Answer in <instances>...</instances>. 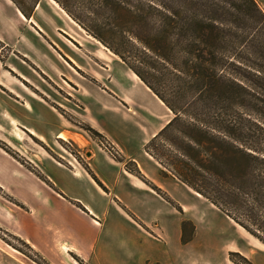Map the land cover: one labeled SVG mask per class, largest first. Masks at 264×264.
<instances>
[{"label":"crops","instance_id":"obj_1","mask_svg":"<svg viewBox=\"0 0 264 264\" xmlns=\"http://www.w3.org/2000/svg\"><path fill=\"white\" fill-rule=\"evenodd\" d=\"M0 41L9 50L0 58V91L8 96H0V115L9 129L52 146L78 142L73 129L85 122L123 158L96 143L85 165L35 154L28 166L0 146V226L47 264H183V223L192 218L176 214L171 233L160 229L152 202L163 195L152 185L170 196L172 185L184 183L163 175L146 149L147 163L136 158L127 139L140 125L146 145L172 119L171 109L55 0H40L28 17L0 0ZM131 160L149 182L127 169ZM210 204L248 243L232 249L264 264V243ZM27 258L0 236V264H31Z\"/></svg>","mask_w":264,"mask_h":264},{"label":"trees","instance_id":"obj_2","mask_svg":"<svg viewBox=\"0 0 264 264\" xmlns=\"http://www.w3.org/2000/svg\"><path fill=\"white\" fill-rule=\"evenodd\" d=\"M12 1L28 17L40 0ZM56 1L173 112L145 145L163 175L179 179L264 243V125L251 118L245 100L264 101V92L259 97L258 90L230 71L251 67L256 87L264 91V9L259 2ZM252 55L263 62H251ZM83 126L106 138L91 125ZM106 143L102 145L122 161L115 146ZM126 166L149 182L135 161Z\"/></svg>","mask_w":264,"mask_h":264},{"label":"rangeland","instance_id":"obj_3","mask_svg":"<svg viewBox=\"0 0 264 264\" xmlns=\"http://www.w3.org/2000/svg\"><path fill=\"white\" fill-rule=\"evenodd\" d=\"M258 1L264 9V4L260 0ZM27 2L29 3V0ZM71 6L74 12L80 13V11L75 10L77 5L75 6V4L72 3ZM83 20L88 23L86 17H83ZM87 25L92 26V23H88ZM81 27L85 30L87 35L94 37L83 26ZM3 45L4 44L0 41L1 59H5L9 56L8 48H5ZM111 52L114 53L113 51ZM250 61L255 63L263 62L261 58H258L255 55L250 56ZM245 70L239 69L238 67H231L230 69V71L233 72L232 74L238 75L240 82L244 83L247 87L252 89V91L258 90L256 93L259 97H262L264 91L261 90V87H259L260 89L256 87L258 86L257 80H255L250 73L253 72V70L251 67H246ZM242 94H244L243 91ZM2 95L5 96L6 100L8 99V96L0 91V96ZM245 100H247V112L251 115V118L264 125V101L260 102L256 99L252 101L249 96H247ZM65 101L72 104L69 100L65 99ZM1 118L3 120V122L1 121L3 127L0 126V146L28 166H30L28 157L35 158V154H49L55 159L63 161L64 159L60 156L61 154L72 161L75 158V161L85 165L87 153L91 152V150L97 146L96 143H100L101 145L107 144L105 139L97 138L93 133L87 130L85 126H83L85 122H81V124L77 121V126L73 129L79 133L77 137H80L78 142L81 145H79L78 142L69 139V141L57 140L54 142V145L49 146L40 142V140L35 137L22 134L19 129H9V123L4 119V115L2 116L1 114L0 120ZM128 132L127 139L130 140V153L135 155L139 160L143 161L144 164L147 163L148 154L144 148L145 144H143L147 131L139 125V127L134 126ZM22 138L28 144L22 142ZM134 160L136 161V159ZM168 192L170 193L169 195L171 197H169L171 200L165 198L164 196H161L162 198L160 199H154L152 202L154 210L153 214L158 220L160 229H165L166 227L167 230H165V232L168 231L169 233L172 232L171 225L173 221H175L176 214L180 216L181 213L185 212L184 215L186 217L192 218V222L187 221L185 226L184 235L186 241L182 240L184 243L181 247L183 264H259L256 256L247 257L243 253L232 249L235 244L247 248L248 243L240 238L242 235H240L233 225H231L230 221L218 215V213L212 209L214 207H211L212 205L208 200L200 196H196V194L184 184L181 185V187H175L172 185L170 189H168ZM183 205H185L186 210ZM0 236L12 246L13 252L17 250L25 254L26 257H28V263L33 261V264H47L42 256L36 253L29 245H27L19 237L4 230L1 226ZM242 256L248 261H246ZM23 258L25 259L24 256Z\"/></svg>","mask_w":264,"mask_h":264},{"label":"bare ground","instance_id":"obj_4","mask_svg":"<svg viewBox=\"0 0 264 264\" xmlns=\"http://www.w3.org/2000/svg\"><path fill=\"white\" fill-rule=\"evenodd\" d=\"M56 1V0H55ZM57 2V1H56Z\"/></svg>","mask_w":264,"mask_h":264}]
</instances>
